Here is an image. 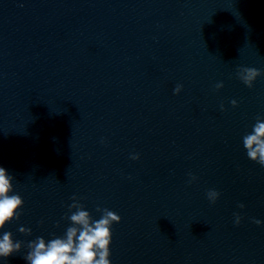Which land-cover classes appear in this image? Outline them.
I'll return each instance as SVG.
<instances>
[{
	"label": "clouds",
	"instance_id": "clouds-1",
	"mask_svg": "<svg viewBox=\"0 0 264 264\" xmlns=\"http://www.w3.org/2000/svg\"><path fill=\"white\" fill-rule=\"evenodd\" d=\"M237 77L247 87L252 88L256 79L262 75L261 71L254 67H241L237 70ZM217 89L223 87V83L215 85ZM182 86L177 85L174 93L178 94ZM233 107L237 101L232 100ZM223 110V105H221ZM243 146L246 149L247 157L261 167H264V119L257 118L252 131L243 136ZM132 159H139L133 155ZM14 177L3 167H0V230L13 220H19L20 209L24 201L19 194L14 193ZM195 179V177H192ZM219 192L209 190L208 199L215 203L219 198ZM73 203L69 205L70 215L68 219L71 226L66 229L64 237H55L46 241L43 237H37L27 244L29 251L24 256L27 264H111L110 244L112 242V225L119 223L121 217L109 210L97 207L102 212L100 219L93 220L89 211L79 203L76 196L72 197ZM240 208L244 205L240 204ZM75 209V211H72ZM242 217L235 214V223L240 224ZM254 223L260 224L259 220ZM21 233L30 235L31 229L20 227ZM23 242L14 241L11 232H3L0 237V258H8L14 253L21 251Z\"/></svg>",
	"mask_w": 264,
	"mask_h": 264
}]
</instances>
